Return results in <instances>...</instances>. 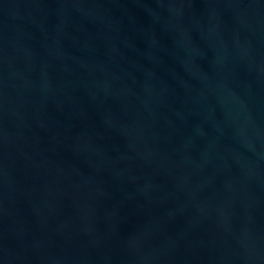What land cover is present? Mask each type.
Returning <instances> with one entry per match:
<instances>
[{"label": "water", "instance_id": "95a60500", "mask_svg": "<svg viewBox=\"0 0 264 264\" xmlns=\"http://www.w3.org/2000/svg\"><path fill=\"white\" fill-rule=\"evenodd\" d=\"M0 264H264V0H0Z\"/></svg>", "mask_w": 264, "mask_h": 264}]
</instances>
